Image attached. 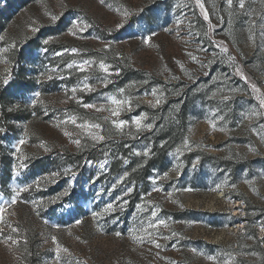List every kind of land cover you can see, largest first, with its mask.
<instances>
[{"label":"rangeland","instance_id":"rangeland-1","mask_svg":"<svg viewBox=\"0 0 264 264\" xmlns=\"http://www.w3.org/2000/svg\"><path fill=\"white\" fill-rule=\"evenodd\" d=\"M200 3L0 0V264H264V114L250 115L264 113V0ZM113 95L131 103L119 116ZM183 111L172 148L134 175Z\"/></svg>","mask_w":264,"mask_h":264},{"label":"snow or ice","instance_id":"snow-or-ice-1","mask_svg":"<svg viewBox=\"0 0 264 264\" xmlns=\"http://www.w3.org/2000/svg\"><path fill=\"white\" fill-rule=\"evenodd\" d=\"M226 2H227V4H228L229 6H231L233 0H226ZM197 3L200 4L201 9L204 8V5H203L202 3H200V0H197ZM243 6H244V0H240V7L243 8ZM124 15L127 16L128 13L125 12ZM207 18H208V17H207V14L205 13V19H207ZM51 19H52V21L54 22V21H56V20L58 19V17L55 16V15H52V16H51ZM119 26H120V25H117V27H119ZM73 27L76 28V27H78V25L74 23ZM32 30H33V32H36V31H38L39 29H38V28H33ZM83 30H84L83 28L80 29V31H83ZM69 32H71L73 35L76 34L75 32L72 31V29H69ZM0 39H3V37H0ZM49 39H51V38H49ZM49 39L44 40L43 43H44V44H48V43H49ZM106 47H107V45H106ZM45 51H47V49H45ZM65 51H67V49H66ZM71 51H72L73 53H75V52H77V49L72 48ZM222 51H227V49H223V48H222ZM57 55H61V53H57ZM192 59L195 60L196 57L193 56ZM230 59H231V58H230ZM91 63H92L91 61H89V60H85V61H83L81 64L78 65V68H79L80 71H84L85 68H86V66H90ZM67 67H68V68H72V67H73V64H68ZM99 67H100L105 73H108V71H109V66L106 65L103 61L100 62ZM205 74H207V73H205ZM49 79H51V77H49ZM87 79H88V78L85 77V81H87ZM105 79H106V78H105ZM4 83H5V84L8 83V79H7V78L4 79ZM252 88H253V91H255V92H259V90L256 88L255 85H252ZM83 90L91 91V90H94V89H92L91 86H90L88 83L85 82V83L83 84ZM76 91H77L76 88H73V89H72V93H73V95H75ZM118 91H119V93L122 94V93H124L125 90H124V89H119ZM155 94H156V93H155V90H153V95L155 96ZM35 95L38 97V96L40 95V93L37 92V93H35ZM107 99H108V101L110 102L111 105H114V106H115V107H113V108L110 110L112 116H119V115H120V112H121V110L124 108V106H128L129 108L131 107L130 100L127 99V98L118 99L117 96L113 95V96H109ZM224 99L227 100L228 97L225 96ZM258 99L260 100V107H261V108H264V96H258ZM160 102H161V99L158 97V98L156 99V104H159ZM32 103L35 104V103H36V100H33ZM83 107H84V108H95L96 106L93 105V104H83ZM97 110L99 111V110H101V109H97ZM262 114H264V113H261V112H258V111L253 110V111L251 112L250 115H251V116H260V115H262ZM145 118H146L145 115L142 114V115H140V116H136V117L133 119V123L135 124V126H136V128H137L138 131H139V130H143V129H151V128L153 127V125L150 124V123H148V124H144V123H142L143 120H144ZM76 121H77V118H76L75 116H71V117H69V122H71L72 124H76ZM112 123L115 125L116 128L122 130V129L124 128V126H125L128 122L125 121V120H119V121H117V120H113ZM77 126H78L80 129H83L85 132H87L88 135L91 137V139H92L93 141H102V140L105 139V137H104L103 135H100V134H98V133H96V132H91V131H89L90 129H100V128H101V125L98 124V123H91V122L85 121V122H83V123H81V124H79V125H77ZM213 126H214V125H213ZM261 127H264V125H262ZM253 130H255V129H253ZM3 131H4V129H3V128H0V132H3ZM64 134H65L66 136H69V137L72 136V133H70V132H65ZM19 143H20V144H24V143H25V140L21 139V140L19 141ZM73 143H75L76 145H80L81 141H80V139H75V140H73ZM186 144H187V142H185V145H186ZM17 151H19V146H17ZM148 154H149V153H148V150L145 149V151H144V155L147 156ZM20 167L23 168V167H26V165L21 164ZM101 167H103V165H101ZM68 171H69V170H65V174H66V175L68 174ZM59 175H60V173H58V172H53V173H51V177H53V178H55V177H57V176H59ZM125 175H127V173H125ZM72 176L75 177V173H72ZM165 176H167V173H165ZM40 179H41V178H38L36 181L33 182L37 187H39V185H40ZM44 179H47V177H45ZM53 182H55L54 179H53ZM71 186H72V185L69 184L68 189H65L62 193L58 194L56 198L59 199V198H61L62 196H67V195H69V189L71 188ZM218 187H219V186H218ZM19 191H24V189H20ZM127 191H128V192H131L132 189L129 188ZM17 194H18V193H17ZM15 202H16V200H15V197H14V198H13V203H15ZM33 203H35V202H33ZM125 203H126V202H125ZM137 207H140V206L138 205ZM112 209H113V205H112V204H108V205H106V207H105V209H104V212H110V211H112ZM4 211H5V209H4L3 207H0V214H2ZM92 215H93V217H95V216L98 215V213H93ZM151 216H152V217H156V216H157V211H155V210L152 211ZM0 220H3V216H2V215H0ZM80 222H81V221H79V220L76 221L77 224H79ZM161 225H163L164 227H168V225H167V223H166L165 220H163V219H157L155 223L150 222V223L148 224V228L157 229V228H158L159 226H161ZM13 231H15V229H13ZM145 231L147 232V230H145ZM117 235H120V233H117ZM147 235H148L149 237H151V236H152V233H151V232H147ZM172 235L175 236L176 233H173ZM53 239H55V237H53ZM134 239H140V238H139V237H134ZM141 242H143V241L141 240ZM150 242L153 243V244H155V246H156L157 248H160V247H161V245H160L155 239H151ZM63 251H64V252H68V249H67V248H64ZM56 252H57V259L59 260V258H60V257H59V254H60V252H61V248H60V247H57ZM208 258H209V259H215V257H211V256L208 257Z\"/></svg>","mask_w":264,"mask_h":264},{"label":"trees","instance_id":"trees-1","mask_svg":"<svg viewBox=\"0 0 264 264\" xmlns=\"http://www.w3.org/2000/svg\"><path fill=\"white\" fill-rule=\"evenodd\" d=\"M165 105V104H164ZM184 114L183 113L179 114V119L177 120V124L174 125L173 127L169 128L167 132H165L163 136V141L158 144L156 143L155 146V154L152 155L151 157L145 158V164L140 165L134 172V175L136 176H142L145 177L153 168V166L156 164V160L164 157L166 153L169 151V149L172 148V144L174 140L177 138V136H181L182 133V122L184 121ZM138 160V158H137ZM121 160L115 156L114 158V164L119 163ZM136 161V160H135Z\"/></svg>","mask_w":264,"mask_h":264}]
</instances>
